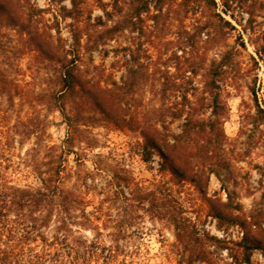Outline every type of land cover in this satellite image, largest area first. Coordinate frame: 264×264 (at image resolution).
Segmentation results:
<instances>
[{
  "label": "rangeland",
  "instance_id": "obj_1",
  "mask_svg": "<svg viewBox=\"0 0 264 264\" xmlns=\"http://www.w3.org/2000/svg\"><path fill=\"white\" fill-rule=\"evenodd\" d=\"M215 1H0V129L15 165L7 172L17 185L37 186L39 172L63 163L61 195L75 217L68 231L59 218L45 228L49 252L63 264H247L249 254L250 264H264V121L255 118L256 98L264 108V0ZM77 49L85 81L107 90L123 127L88 98L62 97V57ZM225 52L235 66L224 82L231 164L225 184L211 174L209 201L162 175L158 154L143 160L140 130L158 120L166 76L191 97ZM182 122L169 126L179 132ZM46 242L31 243L34 255Z\"/></svg>",
  "mask_w": 264,
  "mask_h": 264
},
{
  "label": "trees",
  "instance_id": "obj_2",
  "mask_svg": "<svg viewBox=\"0 0 264 264\" xmlns=\"http://www.w3.org/2000/svg\"><path fill=\"white\" fill-rule=\"evenodd\" d=\"M210 1L216 5L215 0ZM221 19L228 27H233L230 21L222 16ZM76 40L80 42V38L76 37ZM89 43L90 36L87 46ZM43 49L38 46L36 50L44 52ZM50 52L47 57L54 60L56 55L51 49ZM232 56V52H225L219 62L214 60L203 74L202 89L194 85L191 88L194 91L191 97L187 85L185 87L178 78L166 76L162 83L163 104L159 109L158 120L145 123L140 130L143 138L141 144L143 160L150 162L153 156L158 154L161 157L159 172L162 175H170L171 182L177 185L190 183L206 197L211 174L218 176L225 184L222 171L230 170L231 163L226 155L228 136L224 127L229 117V106L224 82L235 70L231 62ZM81 57L82 52L78 49L67 52L62 57L60 76L64 83L62 97L66 102L70 96L78 95L82 103H86L88 98L91 105L109 122L123 127L121 123L125 118L111 114L112 105L107 99L108 96L103 95L107 90L95 88L92 84L89 85L90 82L85 81L78 62ZM190 65L191 73L197 75L195 64ZM131 75H134L133 71ZM256 101L258 111L255 118L263 123L264 108L260 107L257 98ZM65 102L63 106L61 105V111L72 127L71 116L66 111ZM180 120H183L179 126L180 131H173L169 125ZM127 125L124 124V127ZM10 139L8 133L0 129V264H44L48 258L51 260L49 264H63L55 254L51 256L45 228L54 218H59V229L68 231L75 217L71 204L61 195L63 191L61 168H64V165L59 164L54 173L39 172L37 186L17 185L7 172L15 167L7 154ZM207 199L211 201L210 198ZM224 206L228 207L230 204ZM213 215L220 221L224 218L222 211L216 210ZM83 217L91 221L90 214L84 212ZM229 219L237 223L241 217L230 214ZM38 239L46 242L45 248L34 255L31 243ZM245 263L250 264V254Z\"/></svg>",
  "mask_w": 264,
  "mask_h": 264
}]
</instances>
